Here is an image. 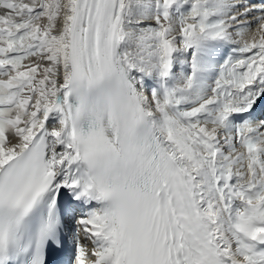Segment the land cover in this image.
Returning <instances> with one entry per match:
<instances>
[{"label": "snow or ice", "instance_id": "obj_1", "mask_svg": "<svg viewBox=\"0 0 264 264\" xmlns=\"http://www.w3.org/2000/svg\"><path fill=\"white\" fill-rule=\"evenodd\" d=\"M0 264H264V0H0Z\"/></svg>", "mask_w": 264, "mask_h": 264}]
</instances>
